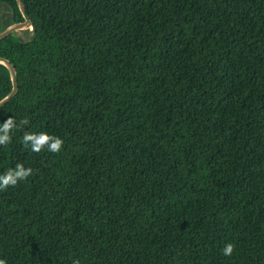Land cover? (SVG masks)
Wrapping results in <instances>:
<instances>
[{"label":"trees","instance_id":"obj_1","mask_svg":"<svg viewBox=\"0 0 264 264\" xmlns=\"http://www.w3.org/2000/svg\"><path fill=\"white\" fill-rule=\"evenodd\" d=\"M22 2L0 174L33 175L0 191V259L264 264V0ZM23 20L0 0V33ZM41 131L58 153L24 147Z\"/></svg>","mask_w":264,"mask_h":264},{"label":"clouds","instance_id":"obj_2","mask_svg":"<svg viewBox=\"0 0 264 264\" xmlns=\"http://www.w3.org/2000/svg\"><path fill=\"white\" fill-rule=\"evenodd\" d=\"M26 120H21L19 125L26 124ZM18 124L14 117L10 116L6 121L0 123V146H7L12 142V133L17 129ZM25 148H30L34 153H40L45 148L49 152L58 153L64 141L55 135H50L47 132H25L22 137ZM33 175L31 167H25L23 163L17 162L14 168L6 169L0 174V191L7 190L9 187H14L20 181H26ZM235 251V245L231 242L226 243L222 248L224 256H231ZM0 264H7L6 259H0ZM74 264H79L78 261Z\"/></svg>","mask_w":264,"mask_h":264},{"label":"water","instance_id":"obj_3","mask_svg":"<svg viewBox=\"0 0 264 264\" xmlns=\"http://www.w3.org/2000/svg\"><path fill=\"white\" fill-rule=\"evenodd\" d=\"M18 3L21 7L22 14L24 15V20L18 24H15V25L9 27L8 29H6L5 31L0 33V40L3 39L4 37H6L8 34L14 32L16 30H19L21 28H24L25 26H27L29 24V18L25 12V8H24V4H23L22 0H18ZM0 63L5 65L10 70L11 77H12V85H13L10 94L4 100H2L0 102V106H1V105L5 104L6 102H8L13 96L16 95L17 83H16V73H15L14 67L7 60H5L4 58H1V57H0Z\"/></svg>","mask_w":264,"mask_h":264}]
</instances>
